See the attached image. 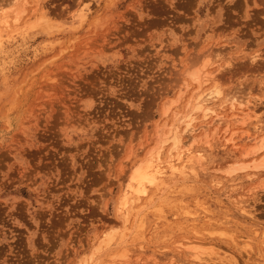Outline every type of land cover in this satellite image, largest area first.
Returning <instances> with one entry per match:
<instances>
[{"label":"rangeland","instance_id":"374dc122","mask_svg":"<svg viewBox=\"0 0 264 264\" xmlns=\"http://www.w3.org/2000/svg\"><path fill=\"white\" fill-rule=\"evenodd\" d=\"M14 5L0 0V264H264V148L243 155L264 135V0H26L17 22ZM205 58L222 124L194 113L195 143L170 165L165 143L158 181L120 208ZM195 236L210 261L180 247Z\"/></svg>","mask_w":264,"mask_h":264},{"label":"bare ground","instance_id":"6f19581e","mask_svg":"<svg viewBox=\"0 0 264 264\" xmlns=\"http://www.w3.org/2000/svg\"><path fill=\"white\" fill-rule=\"evenodd\" d=\"M12 1L15 4H17V5H14V6H16L15 8H12L14 10V13H15V17L13 18V20H14V22H17L19 17H20V14L24 10L22 5L24 2H26V0H12ZM36 1L37 0H31V2H34V3ZM2 12H6V11H2ZM8 18L9 17H8V15H6V13L4 15L0 16V27L5 25L4 23L2 24V22H6L8 20ZM256 57H257V55H254V56H252V59L255 60ZM209 61H210V59L205 58L203 60L202 64L200 63L199 65H197L196 67L192 68L191 70H189L187 72L186 76L191 81H193L195 84H197V86L199 88H198L197 92H195L196 94L193 97H191L190 100H188V102L186 104V111H184L182 113L173 112L174 113L172 116L173 120L171 123H169V124L164 123L163 124L161 122V124H163V125H161V127L160 126L155 127L156 128L155 130L157 131L155 134L157 137L156 138L157 139L156 147H154V148L152 147L151 150L148 149L150 151L147 152L148 154L146 155L145 159L138 162L136 165H134L131 168V171L128 173V175L126 177L127 178L126 183L122 189V193H121L119 200H118V204H119L120 208L128 209L129 207H131L132 206L131 203L138 201L140 199L141 195H145L147 193L148 186L154 185L158 181L157 173H158V168H159L158 164H159V160H160V152H161V149L165 143L170 142V150H169V154H168V157L166 160V163L169 165H170V163L175 164V161L179 160L181 158V153L183 151H187L188 148H190L193 145V143H195L197 138L194 136V133H196L197 128H194V126H193V121L195 119L194 113H201V118H203L204 120L209 119L212 116L213 117L218 116L215 108L212 106V103L222 98V96H223L222 89L217 84H213L209 88L202 89L203 86L209 84V82L214 79V72L217 70L216 69L212 72H207L205 70V69H207L209 63L211 62V61L210 62ZM185 87H187L186 83H185L184 88ZM233 95L231 97L230 96L226 97V99L228 98V101H229V109L230 110H236V112L237 111L240 112L242 109H244L243 107H246L247 104H250L249 100L247 98H245V100H242V98H241V100H240V98H238V96H235V95L233 96ZM240 96H242L241 93H240ZM223 98H225V97L223 96ZM223 100H224V102H226L225 99H223ZM221 102H223V101H221ZM249 107H251V106H249ZM168 109H169V105L164 108L163 113L167 112ZM219 116L217 118H213V120H212V121L216 122L214 124V129L212 130L213 133H216L218 126L221 125L223 122L221 116L220 117ZM232 119H233V123L235 122L237 124L244 125L246 123V121L248 120V115L246 113H242L241 115H238L237 113H233ZM225 120H226V118L224 119V121ZM224 123L226 125L224 132H227L228 131V126H227L228 121L226 120ZM204 127H202V128H204ZM203 134H204L205 138L208 137L206 128H204ZM183 137H185L186 139L183 140ZM241 137H243V136H241ZM247 137L246 138L250 142L252 141L253 144L251 146L243 149L244 150L243 151L244 156L256 154V153L263 150V148H264V135L259 137V138L250 137V136H247ZM246 138H244V139H246ZM227 140H229V141L233 140L231 134L229 135ZM185 149H187V150H185ZM260 158L262 160L264 158V155H262V157H260ZM183 162H185V161H183ZM257 163L258 164L255 163L256 165L251 166L250 169L252 168L254 170H260V169L264 170V159H263L262 163L261 162H257ZM238 164L237 163L233 164L236 167L229 169L230 170L229 173H231V172L233 173L236 170H243L244 168L246 169L249 167L248 163L247 164L238 163ZM258 185H259V183H258ZM126 221H127L126 217L122 218L123 223H126ZM197 232L198 233H195V235H197V234L202 235V233H203V232L201 233L199 231H197ZM209 232L210 231L208 230V233ZM226 233L224 235H226ZM229 234H227V235H229ZM210 235H211V233H210ZM183 240H185V242L183 243L180 241L179 245H180V247H183L186 250V252L191 256V257L190 256L189 257L192 260H194L195 262H201V261L205 262V261L209 260V257H207L209 255V253L206 252L205 248H204V247H206L207 244L203 243L201 241L200 237L195 236L194 238H187V239H183ZM231 240H232V238H231ZM120 241H118V242L120 243ZM122 241H121V243H122ZM104 246H106V245H104ZM104 246H103V248H104ZM117 246H118V244H117ZM207 246H210V245H207ZM100 247L101 246H99L98 248H100ZM111 248H113V247H111ZM243 249H244V247H243ZM222 250H226V249H222ZM103 251H102V254H103ZM105 252H106V250H105ZM111 254H112V252H111ZM100 255H101V253L99 254V256ZM103 255H105V253ZM92 256H93V254H92ZM103 258H101V256H100L99 259H97L96 261H92L91 263L92 264H103L105 262V261H103Z\"/></svg>","mask_w":264,"mask_h":264}]
</instances>
